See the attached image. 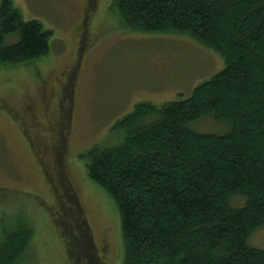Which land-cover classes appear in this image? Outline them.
I'll return each instance as SVG.
<instances>
[{"label": "trees", "instance_id": "16d2710c", "mask_svg": "<svg viewBox=\"0 0 264 264\" xmlns=\"http://www.w3.org/2000/svg\"><path fill=\"white\" fill-rule=\"evenodd\" d=\"M113 7L127 28L189 35L225 64L185 99L137 105L113 127L126 134L120 145L82 156L87 177L119 213L124 264H264V251L248 243L264 228V0H113ZM51 36L1 0L0 67L47 56ZM202 119L228 133H193ZM236 196L245 205L231 209ZM32 237L28 218L3 229L0 264H18Z\"/></svg>", "mask_w": 264, "mask_h": 264}, {"label": "rangeland", "instance_id": "374dc122", "mask_svg": "<svg viewBox=\"0 0 264 264\" xmlns=\"http://www.w3.org/2000/svg\"><path fill=\"white\" fill-rule=\"evenodd\" d=\"M10 1L24 21L39 22L52 36L47 56L0 67V233L13 229L21 217L29 219L33 237L18 264H124L119 213L87 177L82 156L94 146L120 145L126 134L113 127L137 105L160 106L191 96L224 69V60L189 35L127 28L113 0ZM46 100L42 113L36 105L44 106ZM59 100L72 108V132L65 149L54 152V162L62 167L55 177L46 167L44 145L51 140L34 139L32 146L27 133L38 131L34 123L54 126ZM25 105L36 109L33 115L25 112ZM220 124L202 119L190 129L222 136L228 127ZM42 174L49 176L53 192ZM228 205L243 208L245 199L233 197ZM66 208L74 211V218H65ZM248 243L264 251V228Z\"/></svg>", "mask_w": 264, "mask_h": 264}, {"label": "flooded vegetation", "instance_id": "af4514ba", "mask_svg": "<svg viewBox=\"0 0 264 264\" xmlns=\"http://www.w3.org/2000/svg\"><path fill=\"white\" fill-rule=\"evenodd\" d=\"M86 1H88V0H86ZM87 6H88V2L86 3V7ZM61 85H63V83H61ZM31 101L34 102V100H31ZM63 103L64 102H61V104H60V100H59V105H60L61 109H60V113L57 112V114H56V121L53 119V122H52V124L54 125L53 127L47 126L46 128H44L43 122L41 124L34 123L33 127L37 128L38 131L35 134L27 133V138L29 139L32 146L34 145V139L40 138L42 140L44 137H46L48 142L51 140L47 145H44L45 150H47L46 154L48 157V164L46 167L54 170L55 174L53 172H51V173H52V175H55V177H56V174L59 172L58 167L61 169H62V167L58 166L56 164V162H54V159H55L54 152H58V148L60 150L65 149V145L69 141V139L71 137V132H72V129H71L72 126L70 124H71V120H72V112L73 111L71 110L72 108L70 107V105H68L67 107H64ZM36 104H39V99H38ZM24 107H25V109H24L25 112L30 114V115H33L35 110H36L35 108H34V110L31 109V107L27 106V105H25ZM36 108L40 112L43 113V111H45L46 108H48V101L46 100L44 106L41 105V106L37 107V105H36ZM20 117H21V115H20ZM58 120H61V126L60 127L57 126ZM52 128H55L53 135H51V136L50 135H47V136L44 135V133H47ZM56 131H57V135H56ZM24 140H25V138H24ZM26 144L30 148V144L29 145H28V143H26ZM63 174H65V173L63 172ZM44 178H46V177L44 176ZM45 184L48 185V187H49V185L52 186L47 181H45ZM49 189L53 192L51 187H49Z\"/></svg>", "mask_w": 264, "mask_h": 264}]
</instances>
